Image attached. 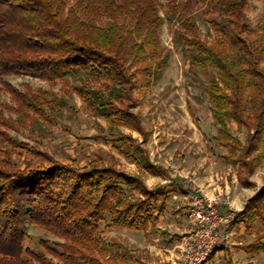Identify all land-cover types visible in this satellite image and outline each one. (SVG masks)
Returning <instances> with one entry per match:
<instances>
[{
	"label": "trees",
	"instance_id": "1",
	"mask_svg": "<svg viewBox=\"0 0 264 264\" xmlns=\"http://www.w3.org/2000/svg\"><path fill=\"white\" fill-rule=\"evenodd\" d=\"M249 5L250 0H168L166 16L180 23L177 43L191 67L212 75L209 98L218 140L226 146L238 140L230 122L247 128L246 154L255 151L258 165L264 160V21L252 25ZM199 7L214 16L210 23L217 36L202 37ZM161 8L160 0H0V76L16 102L14 112L21 120H30L31 112L46 119L47 105L55 112L63 104L47 90L19 91L5 76L72 79L83 103L111 128L138 131L148 142L152 133L135 111V93L146 97L168 62ZM0 124L15 128L9 120ZM109 141L132 162L170 177L132 135H111ZM42 156L44 164L24 169L0 160V264H142L134 250L104 237L103 223L109 228L151 227L167 246L173 244L174 237L158 225L168 210L170 184L151 189L144 178L116 164L90 161L83 166ZM170 179L182 193L188 190L181 178ZM248 207L254 210L251 225L257 219L264 224V185ZM31 223L64 241L41 240L44 251H34L26 246ZM221 250L232 264L224 246L214 256ZM247 250L264 252V237Z\"/></svg>",
	"mask_w": 264,
	"mask_h": 264
},
{
	"label": "rangeland",
	"instance_id": "2",
	"mask_svg": "<svg viewBox=\"0 0 264 264\" xmlns=\"http://www.w3.org/2000/svg\"><path fill=\"white\" fill-rule=\"evenodd\" d=\"M160 1L161 14L165 18L161 39L168 62L146 91V97L140 91L135 93L139 100L135 111L144 116V125L152 133L148 142H144L143 134L138 131L126 127L111 128L105 119L83 103L73 88L76 83L72 79L50 82L25 75L5 76L19 91L47 90L54 95L52 98L62 101L63 105L55 112L46 106V119L31 112L30 120H21L13 110L17 107L16 102L4 88L0 76V121L9 120L15 125V128L8 129L0 124V160L9 159L22 169L44 164L45 157L42 155L65 163L76 160L83 166L90 161L112 163L131 175L144 178L151 189L166 184L171 177L181 178V184L187 186L188 190L184 194L176 193L177 197L173 196L167 213L158 224L174 237L170 246L153 234L151 227L135 230L109 228L104 223L101 226L105 238L134 250L135 257L142 264H181L186 244L196 231V222L190 216L195 197L216 199L230 196L233 205L236 196L242 193L244 209L239 214L240 218L238 215L234 219L240 223L239 226H235V222L232 225L235 231L230 243L232 248H225L232 254V264H264V252L256 254L247 250L253 241L264 237L263 222L257 219L251 225L249 215L254 210L248 207L250 199L264 185V160L256 165L254 159L257 153L246 154L251 131L241 128L234 121L229 123V128L238 140L231 141L228 146L218 140L219 128L209 98L212 75L203 73L201 67L196 70L191 67L189 57L177 43L180 23L167 19L168 0ZM247 14L254 27L264 21V0H250ZM213 17L203 14V7L196 12L203 38L217 36L210 23ZM211 73L214 71L211 70ZM121 134L132 135L149 152L153 164L170 171V177L152 173L119 153L109 138ZM17 144L29 147V150ZM245 162L248 163L246 167ZM29 226L30 238L26 246L36 252L44 251L40 246L41 240L64 241L44 227L33 223ZM243 228H246L245 233L239 232ZM47 257L53 259L49 254ZM213 257L212 264L229 263L228 259L223 263L224 257L215 258L214 253ZM55 261L59 262L57 259Z\"/></svg>",
	"mask_w": 264,
	"mask_h": 264
},
{
	"label": "built area",
	"instance_id": "3",
	"mask_svg": "<svg viewBox=\"0 0 264 264\" xmlns=\"http://www.w3.org/2000/svg\"><path fill=\"white\" fill-rule=\"evenodd\" d=\"M191 218L196 222V231L186 244L181 264H212L213 253L228 242L224 234L235 219L231 210L222 213L221 205L232 207L230 196L216 199L194 198Z\"/></svg>",
	"mask_w": 264,
	"mask_h": 264
},
{
	"label": "crops",
	"instance_id": "4",
	"mask_svg": "<svg viewBox=\"0 0 264 264\" xmlns=\"http://www.w3.org/2000/svg\"><path fill=\"white\" fill-rule=\"evenodd\" d=\"M174 178V177H173ZM173 180L172 179H169V181L166 183V184H170V186L168 187V189L169 190H171V193H170V196H171V198H170V202L172 201V198H173V196L174 197H177L175 194L176 193H182L181 191H180V189L176 186L177 185V183L176 182H172ZM189 182V181H188ZM182 194H184V193H182ZM239 196H236V199L234 200V204L232 205V207L231 208H228L226 205H223L222 207H220V209H221V212L222 213H225V212H227V211H229V210H231V212H233L234 213V215L237 217L239 214H240V212L244 209V198H243V194L242 193H240V194H238ZM253 196V195H252ZM249 198H251V197H249ZM246 201V200H245ZM170 204V203H169ZM240 216L241 215H239V218H240ZM163 217V216H162ZM161 217V218H162ZM234 222L236 223L235 224V226H239V221L238 222H236L235 220H234ZM234 222L228 227V229H227V231H224V234L228 237V242L226 243V244H223V245H221L220 247H225V246H229V247H227V248H232L231 246H230V243H231V241H232V237L234 236V234H235V231H234V229H233V224H234ZM161 228V227H160ZM162 229V228H161ZM245 229L246 228H243V229H241V231H239V232H242V233H245ZM226 248V249H227ZM243 249V250H245L243 247H240V249ZM225 256V251H223V250H221V251H218L217 252V254L215 255V258L216 257H218V258H221V259H223V257ZM223 263H226L225 262V260H224V262Z\"/></svg>",
	"mask_w": 264,
	"mask_h": 264
}]
</instances>
